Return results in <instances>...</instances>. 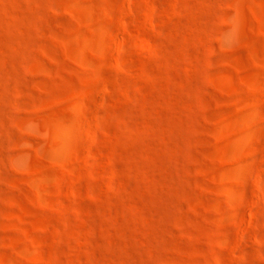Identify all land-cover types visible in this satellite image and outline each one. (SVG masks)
Here are the masks:
<instances>
[{
  "label": "rangeland",
  "instance_id": "obj_1",
  "mask_svg": "<svg viewBox=\"0 0 264 264\" xmlns=\"http://www.w3.org/2000/svg\"><path fill=\"white\" fill-rule=\"evenodd\" d=\"M0 264H264V0H0Z\"/></svg>",
  "mask_w": 264,
  "mask_h": 264
}]
</instances>
